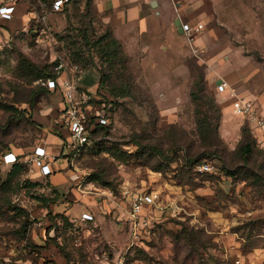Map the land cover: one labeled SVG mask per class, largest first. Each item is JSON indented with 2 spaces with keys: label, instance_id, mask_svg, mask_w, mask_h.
<instances>
[{
  "label": "rangeland",
  "instance_id": "1",
  "mask_svg": "<svg viewBox=\"0 0 264 264\" xmlns=\"http://www.w3.org/2000/svg\"><path fill=\"white\" fill-rule=\"evenodd\" d=\"M51 4L21 0L2 29L0 107L13 106L18 113H11L23 118L11 123L0 109V264H264V155L255 148L247 165L239 154L245 120L230 109L221 123L220 157L186 164L203 153L186 85L195 66L208 76L206 56L238 95L264 98V0H202L205 31L193 45L169 24L132 38L129 69L142 92L140 106L127 99L114 103L110 134L96 135L70 163L58 159L67 136L58 134L64 133L58 126L63 96L48 90L31 109L36 88L47 90V80H35L38 73L26 70L20 55L45 73L56 74V64L65 61L74 69L69 76L83 107L109 106L114 99L107 87L99 88L102 63L93 52L89 58L75 31L82 12L70 6L55 13ZM100 19L93 24L98 33L90 28V36L105 29ZM76 54L86 62H75ZM219 82L208 84L224 109L231 102L216 93ZM38 146L58 160L47 179L31 162ZM151 146H159L162 156ZM113 149L125 152L126 161ZM9 152L26 169L13 182V165L2 162ZM206 165L210 170L202 172ZM125 189L156 197L138 228ZM84 214L93 220L81 222Z\"/></svg>",
  "mask_w": 264,
  "mask_h": 264
},
{
  "label": "trees",
  "instance_id": "2",
  "mask_svg": "<svg viewBox=\"0 0 264 264\" xmlns=\"http://www.w3.org/2000/svg\"><path fill=\"white\" fill-rule=\"evenodd\" d=\"M53 1L54 0H52V2ZM70 6H74L75 11L82 12L80 15L82 26L78 29H75V31H77L78 35L82 37V40L85 43L84 48L89 50V58L91 52H93V54H95V56L102 63V66L100 67V69H98L100 74L99 88L107 87L109 95L114 99L112 101H109L110 105L113 104L111 112L109 114L114 112L116 108L114 103H117L119 100L127 99L132 102H135L138 106H140L143 96L141 90L137 86V83L133 79L132 73L129 69L130 56L125 51L124 46L122 45L120 40H118L115 36L113 29L109 25L103 23L102 19H100V16L94 6V0H69L67 3L64 4L62 10L58 13L64 12ZM99 19L103 23L101 24L105 29L99 35L93 33V35L90 36L88 33V29L90 28L94 32L98 33L96 28L93 27V24L94 22L100 24ZM68 21L70 23L72 22L70 18L68 19ZM3 27L4 26H0V30H2ZM5 34L3 33L4 36ZM77 56L78 55L76 54L72 57L75 62L84 63L86 59L84 57ZM20 61L25 66L26 70L30 71V73H38V75H36L34 78L35 80L48 81L50 79L55 80L57 78V75L55 73L53 74L52 72L45 73L43 71H39L37 67L32 64L28 59L23 57V55H20ZM193 73V82H190L188 96L190 99L189 101L194 107L196 137L198 138L199 144L198 148L202 150L203 153L200 156L198 155L199 157H196L195 159H191L190 156L187 155V157L190 158L186 161V164L189 167L195 166L204 160L220 157L223 152L224 146L223 140L220 136L221 123L224 118L223 108L221 104L217 102L216 95L209 89L208 79L206 77V74H204L203 70H200L199 67L195 66ZM46 88L47 90L43 87L36 88V95L34 101L28 103L30 104L31 109H34L36 99L42 96L44 93H49L48 90L50 92H60L59 90H50L47 87V83ZM60 93L62 94V92ZM102 106H98V113L102 110ZM87 107L88 106L83 107L86 113ZM0 109L3 110L6 114L10 115L11 123L16 120H21V118H23L20 115L16 117L13 113H11H18V111L13 106L2 105ZM129 114L131 116H134L133 113ZM111 116L112 115H110V119ZM58 126L60 131L62 130V132H66V130L63 129L61 125ZM109 126L110 123H108L107 125L95 124V126L92 127L90 130L91 143H93L94 137L96 135H109ZM58 134L60 137H63V133L58 132ZM66 134L68 135L67 132ZM241 134L243 135V137L238 151L239 154L242 156L243 160L245 161V164L248 165L250 161L255 157V154L253 153L255 148H257L262 155H264V150L258 147L254 133L250 128L247 120H245L243 127L241 128ZM65 139L63 140V142L65 141ZM135 145L138 148L142 147V144L139 142L135 143ZM88 148L89 146L76 159H78L83 153H85ZM150 148V150L153 151L156 155L162 156L163 151L162 149H160L159 146H151ZM110 152L114 157L126 161L125 152L119 149H113V151ZM61 158L65 159V157L63 156ZM18 164L19 163L12 164L13 167L8 173V182H13L14 179L22 176L23 172L26 170L24 165ZM54 174L55 173H53L51 176H53ZM38 175L41 176L39 172ZM51 176L41 177L47 179ZM91 180L98 182L99 177H96V175H94ZM51 203L56 204V201L53 200ZM64 221L65 223H68V220L66 218H64Z\"/></svg>",
  "mask_w": 264,
  "mask_h": 264
},
{
  "label": "built area",
  "instance_id": "3",
  "mask_svg": "<svg viewBox=\"0 0 264 264\" xmlns=\"http://www.w3.org/2000/svg\"><path fill=\"white\" fill-rule=\"evenodd\" d=\"M21 0H0V26L12 22L15 18L18 3ZM69 0H54L51 4L52 11L58 13L62 10L65 3ZM181 28L186 39L193 45L198 36L205 31L203 22L189 23L179 18ZM5 37L0 30V44L4 43ZM57 78L47 81V87L50 90H59L62 92L64 108L60 112V121L58 124L68 133L61 155L65 157L66 162H74L75 159L91 144L90 130L95 124L107 125L109 123L112 105H103L102 110L96 115H91L83 109L84 101H81L77 95L76 83L70 78L69 74L74 71L65 61H60L55 67ZM216 93L231 102L232 113L238 117L247 120L252 129L260 149L264 150V98L261 102L242 97L236 93L233 87L223 78L216 86ZM18 161V156L13 153H7L2 158L5 165H12ZM33 166L38 170L41 176H51L54 173L53 165L58 162L55 156H51L46 147L38 146L31 156ZM208 165L203 166L201 171H209ZM124 196L128 199L130 205V216L134 228L144 224V213L148 208L155 204V196L152 194L132 193L125 189ZM81 222L93 220L89 214H84Z\"/></svg>",
  "mask_w": 264,
  "mask_h": 264
},
{
  "label": "crops",
  "instance_id": "4",
  "mask_svg": "<svg viewBox=\"0 0 264 264\" xmlns=\"http://www.w3.org/2000/svg\"><path fill=\"white\" fill-rule=\"evenodd\" d=\"M201 4L202 0H94V6L103 23L109 25L113 29L115 36L118 40H120L125 51L130 56V44L131 42H134L131 39L141 38L140 36H143L144 33L148 32L153 25H173L174 32L176 34H180L178 28L175 25L179 18L183 20V17H185L188 19L189 23L201 22L200 16L198 14ZM174 32H170L171 36ZM180 35L184 36V34ZM137 41H140V39ZM196 44L202 46L204 41L198 39ZM206 63L209 66V74L207 79L211 85L214 83V81L217 82L222 78L232 85L227 80V78L217 72L216 61L214 58L206 56ZM189 85L190 82L188 81L186 85L187 96ZM233 89L236 91L235 88ZM165 99L166 98L163 97L161 100ZM174 100H176V98H174ZM225 101L230 102L228 99H225ZM157 104H160V101H157ZM63 108L64 101H61L60 112L63 110ZM230 109L231 103L229 107L223 109L224 118L229 114ZM98 110V106H88L86 108L87 113L91 115H96ZM63 135L65 136L66 134L63 133ZM61 144H63V141H61ZM61 144V151L60 154L57 153L58 156L62 153L63 147Z\"/></svg>",
  "mask_w": 264,
  "mask_h": 264
},
{
  "label": "water",
  "instance_id": "5",
  "mask_svg": "<svg viewBox=\"0 0 264 264\" xmlns=\"http://www.w3.org/2000/svg\"><path fill=\"white\" fill-rule=\"evenodd\" d=\"M176 27L178 28L179 30V33L180 34H183V31H182V28H181V22L180 20H178L176 23H175Z\"/></svg>",
  "mask_w": 264,
  "mask_h": 264
}]
</instances>
